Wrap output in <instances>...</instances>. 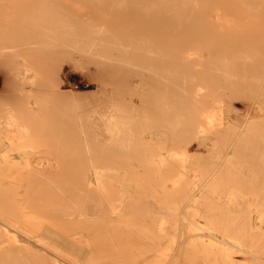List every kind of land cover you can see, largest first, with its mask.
<instances>
[{
	"label": "bare ground",
	"instance_id": "bare-ground-1",
	"mask_svg": "<svg viewBox=\"0 0 264 264\" xmlns=\"http://www.w3.org/2000/svg\"><path fill=\"white\" fill-rule=\"evenodd\" d=\"M80 4L103 16L97 23L95 35L90 33L94 36L89 41L79 42L86 34L77 16ZM14 5L18 7L16 12L11 11ZM63 5L76 8V14L56 13L65 8ZM20 11L27 13L25 19L28 21H20L15 26ZM127 26L133 29L124 31ZM103 28L108 31L106 34ZM48 36H54L53 40ZM166 38L169 42H160ZM100 44L99 50L97 45ZM188 49L199 53L204 49L209 56L218 57V71L209 76L211 85L221 84L222 78H227L224 70L230 64L238 66L239 59L245 63L254 53L258 59L253 68H260L261 72L253 74L248 83L255 86L257 97H261L258 107L264 112V0H0V64H7L10 69L7 76L10 85L3 88L0 95V148H87L91 172L87 178L77 176L81 177L79 184L91 190L92 197L87 201L92 202L90 212L95 211L90 213L95 221L93 227L113 231L153 226L157 236L162 238L167 235V229H171L172 241L163 248L173 247L174 256L183 254L190 264H197L199 260L204 264H264V231L261 228L264 226V169L259 182L254 183L257 172L250 173L252 182L248 192L243 191L242 184H236L239 155L244 148H227L222 154L213 148L216 142L209 132L220 122L218 107H206L185 117L182 123L178 122V113L196 108V98L203 94L194 86L181 92V83L190 84L193 80L192 73L178 62L179 56ZM113 50L117 52L114 54ZM70 51H74L71 63L74 68H81L78 63L81 55L90 57L93 69L84 67L83 70L89 80L96 82V90L80 93L63 81L59 71ZM237 73H233L234 77ZM141 83L150 87L145 90L149 92L141 95L148 107L145 110L149 111L150 120L147 121L155 127V137L150 136L145 145L164 142L165 129L175 132L178 123L183 125L185 136H194L197 142L195 148L190 141L177 142L176 148H158V157L153 162L155 171L143 158V153H132L129 148L133 142L132 133H135L131 132V120L123 114V106H119L126 104L121 97H129L123 93L127 88L135 94V100L139 99L140 93L137 95L134 89ZM167 85L171 86L170 97L183 95L187 100H175L170 106L162 103L160 109L154 108L150 104L152 96L159 89L165 91L163 87ZM117 90L123 91L120 92L123 95L117 97L120 102L123 100L122 104L112 99L119 93ZM138 103L134 104L135 111L139 109L136 108ZM81 104H86V109L90 106V110L83 105L81 108ZM130 105L131 102L127 110ZM230 106H226V111ZM139 113L140 110L136 113L138 116L135 115L139 117ZM170 113L177 116L170 119ZM157 118L166 121V125L157 128ZM253 120L243 119L226 145L235 147L236 143L251 136L249 125ZM208 141L212 144L213 156L209 154L211 148H205ZM110 147H116L111 151L119 155V162L105 152H111ZM0 156L5 160L4 155ZM32 158L26 155L23 166L17 160L12 162L9 174L12 181L29 182L43 177L56 181L53 177H58L57 174L46 170L49 157ZM150 184L159 187L155 188V193ZM39 189L42 188H35ZM48 192L51 191L44 193ZM103 198L114 200L116 206L109 205L107 212H102L98 206ZM155 203L159 210L155 211ZM143 213H156L160 217L155 220L154 216L150 222H145L138 218ZM77 215L82 214L78 212ZM135 215L137 218L133 219ZM119 216L124 218L119 219ZM98 217L106 220H98L99 223ZM183 223L188 225L186 231L189 232H182ZM42 231L52 233L56 243L63 241L62 236L49 228L44 227ZM155 250L152 245H131L129 255L121 264H154ZM27 263L34 261L28 258ZM173 263L177 264V260Z\"/></svg>",
	"mask_w": 264,
	"mask_h": 264
},
{
	"label": "rangeland",
	"instance_id": "rangeland-1",
	"mask_svg": "<svg viewBox=\"0 0 264 264\" xmlns=\"http://www.w3.org/2000/svg\"><path fill=\"white\" fill-rule=\"evenodd\" d=\"M50 5L52 6V4ZM80 5L81 8H79L77 15L81 20L80 26L83 27L84 25L85 27H87H83L84 30H90H85L86 34H83V39H80V41H78L81 42L84 39L89 41L90 37L92 38L95 35L97 26H99V24L97 25V23L100 22L103 16L99 15V11H96V14L95 11H92V8L85 7L82 4ZM63 6L65 8L56 10V13L58 12V14L61 15L65 13L66 15H68V12L70 11V15L71 13L76 14V8H72V6L70 5ZM53 8L51 7L50 9L53 10ZM11 11H18L17 5H14L13 10L11 8ZM19 15V21L17 23H14L15 26H18L20 24V21H28L27 19H25L26 17L28 18L27 13L22 14V11H20ZM84 20L86 22H83ZM91 28L94 31H92ZM132 29L133 28L131 26H127L126 28H124V31L126 30L127 32H129V30ZM66 30H69V28L67 27ZM103 30L104 32L107 31L104 28ZM134 31L138 32V30L136 29ZM107 32H105V34ZM90 33H93L94 35L92 36ZM88 35L90 36L88 37ZM51 37L52 36H50L49 38L48 36V39L53 40L54 36L52 38ZM162 41L164 43H167L169 42V38L160 40V42ZM112 42L113 41H111L110 44H113ZM72 43L75 44L73 40ZM187 45L190 47L192 45V42L189 40ZM97 46L100 50L101 44ZM128 51H131V49H128ZM73 52L74 51H70L71 54L68 55L67 58L65 57V60L63 62L64 65L63 63L61 64L62 68L60 67L59 71V74H62L61 78L63 79V81H65L67 86L72 87L77 92L83 93L85 91H92L93 89L96 90V82H94L93 80H89L85 75L86 71H84L86 67L90 69H93L94 67V64L90 62V57H88L87 54L84 55L82 53L83 56L81 55V57L83 59L81 58V62H78L82 69L74 68L71 64L73 62ZM113 52L115 54V52L117 51L113 50ZM249 58L250 59H247L248 61L245 63L242 59H239L238 66L233 65L234 63L230 64L229 67L224 70L227 74V78H222L221 80L220 77L221 84L215 85H211L209 83V76L210 74L212 75L214 74V72L218 71L219 67L216 64L218 62V57L214 55L209 56V54L204 49H202L200 53L192 49H188V51H183V54L178 58V62L180 63L181 67L187 68L192 73L193 77V80L190 81V84H188V82L184 84L181 83V92H187L186 89H189L190 86V89L192 88V86H194L200 88V92H203V94L199 98H196V108H189L187 112L182 111L184 115L178 113L177 118L180 119L178 122L182 123L185 120V117L194 115L195 113L200 112L206 107H213L214 109L218 107L219 110H221L220 122L219 124L210 128L209 136L213 140H215L216 143L214 144L213 148H215V151L217 153L219 152V154H222L225 149L227 150V148H244V151L240 152L239 155L240 160L238 164H240V169L239 172H237L236 178L234 180L237 185H243L244 192H248V190H251V188H249L250 183L252 182L250 173L256 171L258 177L257 179H255L254 183L256 181L259 182V180H262V178H260V174L264 169V112H262L258 107V101L261 97H257L255 93V86H252L253 83H248V81L251 80V76H253V74H256L258 70L260 73L261 70L260 68H253V64L257 61L258 57L254 53H252ZM183 59H185L186 61L182 62ZM200 59L201 61L198 62L197 60ZM65 62L67 63L65 64ZM4 65L5 64L3 63L0 64V95H2L3 88L10 85V78L8 79L7 77L10 73V69L7 64L5 66ZM130 67L131 66H129V68ZM235 71L238 72L236 77H234L233 75ZM64 76L66 78H64ZM219 76L220 74H218V77ZM170 87L171 86L167 85L163 87V90L165 91L159 89L158 92L156 91L157 93L155 94V96H152L153 101L150 104L154 106V108L155 106H157L160 109L163 106L162 103H168L167 105L170 106V104L175 100L178 102L187 100L182 98V94V96L177 95L176 97L173 95L170 97ZM127 89H122L123 91L125 90V92L121 90H117V92H123L125 93V96L129 95V97H124L122 93H120V95L119 93H116L117 95H113V97L115 96L116 98L114 97L112 99H114V101L118 99V101H116L119 103L120 98L117 97H121V94L123 95L121 98L124 99V102L127 104V106H125L126 104L123 105V100L119 103L123 104L119 106H123V108L121 107L124 111L123 114L131 120L129 124L131 127V132L134 131L135 134L137 133L136 136L132 133L133 142L131 144V147L129 148H132V153H143V158L147 159L150 168L153 169V167L155 166L153 165V162L155 163L154 160L158 157V148H176L177 142L181 141L183 142V144L186 141H190L193 148L197 146L196 138L194 136L186 137L185 132L183 131L184 129H182L183 125L180 126L179 123V126L175 129L176 131L174 130L175 132H169L167 129H165L164 135H162V140L164 142L145 145V143L148 142L150 136L155 137V127L152 123L147 121V119L150 120L148 117L149 115H147L149 114V111H146L148 110V107L147 105H144L146 103L142 98L145 95L144 93L149 92L150 87L148 88V85L146 83H141V86L139 88L134 89L135 91L133 90L137 95L138 93H140L138 95V98L140 99V101H144L141 102L143 103V108L140 105L141 103H138L139 99H137L138 101L135 100V94L132 92V90L129 89V91ZM146 89L149 90L145 91ZM142 90L145 92H143ZM238 90H241V93L238 94ZM129 92H131V94L133 93L132 97H130L131 94ZM141 93H143V96L141 95ZM262 93L264 94V87L262 88ZM125 98H130V100H125ZM130 102L132 106L130 105L131 107H129V110L131 112L133 111V114L130 113L129 110H127L128 104H130ZM136 103H138L137 105L140 106L139 107L136 105V108H139L137 111H135L134 105ZM229 104L231 105L230 110L226 111V106ZM82 105L84 107L86 106V104H81V108L83 107ZM88 109L90 110V106H87L86 110ZM139 110L141 113H139V117H137ZM134 111L137 113H135L137 116L134 114ZM145 113L146 115H144ZM171 113L170 119L173 116H177V114L173 115ZM140 115L143 117H141ZM179 115L181 117H179ZM133 116H135L136 118H134ZM253 118L254 120L252 124L249 125L252 135L244 141L236 143L235 147H232L231 145L229 146L228 144L226 145V142L230 139L239 124L242 123V120ZM160 125L165 126L166 121L161 118H157L155 120V126L157 128H160ZM133 126L137 129H135ZM144 127L145 130H143ZM110 148L111 151L112 148L116 147ZM198 148L204 147L198 145ZM205 148H211V151H209L210 155L212 154L213 156V154H215L212 151V144L210 141H208V144L205 146ZM86 149L87 148H59L57 150H55L54 148H0V155H4L5 157L4 160L0 156V264H28V258H31L34 261L33 264H121V262L125 261V259L129 255L128 247L131 245L155 246L156 250L154 264H174L173 262L175 260H177V264H190V260L188 261L189 258L187 256L185 257L183 254L179 255L176 258V256H174L175 251L173 252V247H168L165 249L163 248L166 246V244L168 245L172 241V238L170 237V235H172L171 229H167V235L162 238L157 236L158 233L155 231V228L153 226H134L129 228H118L113 231L105 227L99 228L92 226L95 221L94 218L90 216V213H95V211L90 212V206L92 202L87 201L88 198L92 197L91 190L85 189L82 185L79 184L80 178L82 176L87 178L89 173L91 172L90 162L87 163L89 151H87ZM93 150L95 151V148H93ZM105 152L107 153V155H109L110 158L114 159L115 161H120L118 154H115L112 151L109 152V150L108 152L107 150ZM26 155H28L30 158H35L36 156L43 158V155L49 157L50 162H48L49 166L46 168V170L49 173L53 172L54 174H57L58 177H53L54 179H56V181H51L48 178L46 179L44 177L36 178L35 181L32 179L29 182L12 181L9 175L12 171V162L17 160L19 164L23 166V158L26 157ZM34 158H32V160H34ZM208 159H210V156ZM67 174L72 175V177H65V175ZM77 175L81 177L79 178ZM35 182L39 183L36 184ZM149 186L151 187L153 193H155V188H159L158 186L156 187L152 184H150ZM35 188L42 189L36 191ZM148 189L150 188L148 187ZM48 190L52 193H44ZM39 192H41V194ZM109 205L116 206V202L114 200H105V198H103L100 200L98 208L101 209L102 212H107V208ZM156 210L159 209L158 205L156 206L155 203V211ZM78 212H80L84 216L77 215ZM66 214H68L69 216ZM86 214L87 216H85ZM147 214H140L138 218L142 221L150 222L154 216L155 220L160 217L156 213ZM78 217H80L81 219H78ZM165 217L170 220L174 219L171 215H166ZM123 218V216H119V219ZM134 218L136 219L137 216L135 215L133 219ZM96 219L97 221L106 220L104 217H98ZM44 227L49 228L50 231L55 232L56 234L65 238L67 243L63 238V241H58V243L54 242V239L52 238L54 237V235L52 233H43L42 228ZM263 227L264 226H262L261 228L264 231ZM181 228L183 233L189 232L186 231L188 230V225L186 223H183V226ZM152 254L153 253H151L149 257ZM197 264H204V262L199 260Z\"/></svg>",
	"mask_w": 264,
	"mask_h": 264
}]
</instances>
